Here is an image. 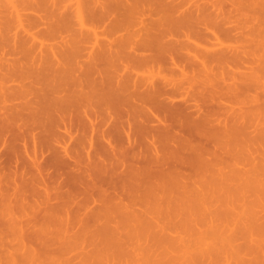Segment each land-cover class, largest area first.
I'll list each match as a JSON object with an SVG mask.
<instances>
[{"label": "rangeland", "instance_id": "rangeland-1", "mask_svg": "<svg viewBox=\"0 0 264 264\" xmlns=\"http://www.w3.org/2000/svg\"><path fill=\"white\" fill-rule=\"evenodd\" d=\"M77 3H80L81 5L83 4L82 11H84L82 12V15L85 21V27L83 28L80 26L82 23L79 21L78 16H76L78 15L76 13ZM75 4L76 6L74 7L73 5ZM163 37L170 45L171 41H174L175 43L177 42L176 45H173L176 48L175 50L174 48H170L175 51V53H171L172 56H168L170 55V52H164L161 54V51L156 50L151 53L150 50V52L146 50V47L144 46L145 44L150 43V46L151 42L153 43V39L160 41ZM97 39L98 41L100 40V43L98 42L97 44L99 45L98 48L94 43V40ZM148 39H151V42ZM163 40L162 43L161 41L160 43H164V48L168 51V46L170 45L167 46ZM120 42H124V44L121 45ZM158 43L154 40L153 45ZM222 43L223 46H228V48L223 47L225 48L224 50L227 49L230 52L228 53L226 50L224 56L227 55V58H225L226 56H223L225 59L222 58L223 60H221L220 58V61L217 62L214 58V54L222 52ZM42 44L45 45L43 46ZM107 44H109L113 51H110L107 56H104L103 49H108L109 46L105 47L103 45ZM111 44L114 46L112 47ZM141 44L144 46L143 48H145L143 51H148L146 52L148 55L156 54L155 52L160 53L159 56L157 55L158 53L155 55L157 56V60L155 59L156 61L160 58V61H158L159 65L157 62L155 63L158 65L156 68L154 64L150 62H148V64L151 66H146L148 65L147 63L144 65L132 63L133 59L129 55L130 53L132 54V51L135 52V50H138L136 52H139L138 54L143 52L141 51ZM122 46H125L128 49H125V47L121 48ZM138 46L140 47L138 48ZM149 46H147V48H149ZM150 47L152 48V46ZM95 48L96 50H94ZM198 48H201L202 50ZM204 49L206 50L205 53L209 54L210 57L213 55L212 57L216 62L211 63L212 61L209 60L210 62L208 64H211L212 68H209V66H207L208 64H206V66H202L203 69L200 66L196 70L195 66V71L192 70L195 73H198L201 78L202 75L200 74L202 73L203 79L206 76H209L207 81L206 79L205 81L198 79L196 84L201 82V85L204 84V87H206L205 89L209 88L210 92L209 94L207 92L208 90H205L202 87L205 93H207L205 94L204 91L202 92V96L203 94L207 96L205 98L197 96V93H195L197 99L198 97H201V99H198L202 101L201 106L200 101L197 105L201 108L199 114L200 116L203 115V118L197 113L193 118L196 117L197 121L199 120L198 122L203 121L202 125L204 120L205 122L206 120L212 122H209V124L208 122H206L207 124L204 123L208 127L204 125L203 127L205 129L202 127L203 129L201 131L203 133L201 136L209 132V134H207L208 136L210 135V137L207 138V135H205L204 138L201 137L203 140L199 139L200 143L199 141L197 143L198 139L196 136L198 135L194 136L192 134L193 137H196L194 142L197 144L194 143L196 145H193L192 143L193 147H196L193 149L196 152L190 151L189 148H184L183 153L181 152V155L179 154L180 157L175 150H178L179 148L177 147L178 140L175 142V144L177 143L176 148L174 143L171 144L172 139L171 142L165 140L168 143H165L164 145L161 143L163 140L160 141L161 138L158 137L161 146L167 147L170 143L169 146L171 150L173 149L176 151V154H167V151H170V149L168 150L169 147H167L166 154H164L168 156L175 154L177 157L175 155V157L169 156L172 159L168 160L167 156V158L165 157V161H168L166 162L169 166L173 164V167H178L179 169H177V171L180 172L182 170L183 173L182 171L181 173L185 174V176L187 175L188 178L186 176L180 180L179 184L176 183L177 181H175V177L177 176L175 172H172L175 168L172 170V167H169L166 163L167 166L164 168H169L170 171L172 170L171 174L173 173V177H171L172 180L175 179V182L170 181L171 174L168 171V174L164 177L167 176L168 178L169 175L168 179L170 180L158 175L161 177H157L160 182H157V179L152 181L150 179V182L143 185L137 182L141 184V186H139V184L132 182L127 177H124L125 179H120L123 176H118L117 174L123 170L122 168L121 171L118 170L117 174L115 173L116 175H113L115 178L111 177L109 179L113 180L119 177L117 184L114 183L117 180L113 181V184H116L117 188L113 189L110 187L112 189H107L109 193L106 192V195L112 196V200L110 197L109 199L113 203L115 202L116 204H119V202L122 201V206L124 207L117 208L118 210H115L114 208H110V210L107 209L108 213L105 215L101 213V216L99 215L101 209H99L98 214L96 213V219L100 216V220H96L91 215L89 216L92 218L82 215H88V211L84 210L85 206L90 205L92 208V205H94L93 208L97 206L98 209V206H100L101 203L95 202L98 198L96 200L92 198L91 192L93 193L94 189H91V191L89 189L90 193L86 192V190H83L82 192L84 186H79L81 185L79 184L80 182L76 184L77 186L74 184V182H77L76 177L78 175L87 174L88 171V175L92 174V176L91 178H86L87 182H92V179L100 180V178L107 174L101 176L102 173L99 169H102V167L100 166L98 168V163H94L91 158L88 159L87 155H84L85 157L83 155V157H79V160H81L78 163L80 164L77 163L75 169H73L75 160L68 156H64V162L62 161L63 165L61 162L55 164L54 161H51L53 160L54 152L49 149L46 150L45 148V150H43L42 148L44 145L41 144L43 141H39V139H36L35 141L34 138L33 140L32 134H34L35 131L37 133L41 132L42 129L45 128L44 125L50 122L49 119H58V116L62 114L65 118L67 117L68 121H71L77 119V116H79L78 118L83 116L82 118L87 119V116L85 115L86 113L90 116H96V110H99L98 112L104 114L107 111H111L113 108H115L114 110L118 109V113L121 109L125 111V104L128 103L129 100L130 103H136L135 98L129 96V94L131 95L130 92L126 93V99L125 93H121L125 84H123L124 86L121 85L122 88L118 90V95L120 94L119 97L122 95L121 99L123 100L118 98V101H116L114 99L117 103L121 101L119 103L120 105L116 104V102L114 103V100L111 101V95L115 93L117 94V92H114L115 89L113 88H116L114 86H117V83H115L117 82L116 79H119L120 81V75L132 71V74L137 73L139 77L143 76L144 78H146L147 75L150 76L148 78H151V76L153 77L154 75L155 77L152 79H158L157 81L162 77L168 76L170 78L171 75L169 74L171 72L173 73L176 70L179 72V69L184 71V67L186 69L187 65L190 66V59L188 61L186 56L190 57L193 54H202ZM213 51H215V53H213ZM92 52H95V55L97 53L103 55V57L101 56L102 58L100 57L101 61L97 59V55V60L95 59L97 62L95 60V62H93L95 57L93 58V56L90 55ZM145 52L142 54H145ZM110 53L114 54L111 55ZM88 55H90V58L92 56L91 62V59H88ZM173 55L176 62L173 61ZM162 56H165V58L167 57L168 59H166L168 61L163 59L164 57L162 58ZM170 57L172 59H170ZM213 58H211V60H213ZM133 65L135 67L131 68ZM168 67L170 68V71ZM157 68L158 70L156 71ZM194 68L192 66L190 69ZM204 68H209L208 70H211L208 72V70H204ZM159 69L161 70V73L159 72ZM190 69L188 68L187 71ZM199 70L204 71L201 72ZM140 74L142 76H140ZM117 75L120 78H118ZM160 75L163 76L160 78ZM226 78L227 80H225ZM204 82L208 83L205 84ZM196 84L194 85L197 87ZM211 85H213V88ZM128 86H130V84H128ZM191 86L188 85L186 88L189 89L188 87ZM76 87L77 90L86 91V94L91 93V96L109 94V100L107 98L109 102L104 104L106 100H102V98L101 100L104 101L103 103H100L97 100L100 103L99 105L96 103V100H92L88 105L86 104L87 106L85 105L81 109L80 105L82 103L78 105L79 103L77 102L78 104H76L75 102L82 112L73 111L75 113L71 114L69 117L68 113H65V111L68 112L70 108H67L68 110H66L64 105L68 100L64 101L63 97L66 99L70 94L72 96L74 91L75 93H79V91L75 90ZM81 87H84V89L81 90ZM186 88L184 87V90L182 89L180 92H191V90L195 89L190 88L187 90ZM86 89L88 91L90 90V92H87ZM117 89L118 87L116 90ZM199 89H201V87H199ZM213 90L215 92H213ZM20 92H23L24 94ZM192 92L194 93L195 91L193 90ZM19 93L23 95H20ZM193 93L191 95H193ZM216 93L221 95L220 100L219 95L217 97ZM11 94L13 95L10 96ZM4 96L6 97L4 98ZM71 96L67 99L71 98L69 101L72 102L74 96L77 97V95L74 94L73 97ZM186 96L187 94L185 97ZM102 97H104V95ZM8 98H10V103ZM22 98L26 99H23L24 101H22ZM104 98H106V95ZM181 99L182 98H179L177 102H181ZM76 100L77 99L73 100V102ZM27 101H30L33 104L31 103L30 106L28 105L29 103L25 104ZM13 102L16 104H22V102H24V106L28 105L29 107L26 106L25 109L19 107L21 106L19 104V106H14L16 112L10 111L11 108L9 107L8 111L10 112H5V107L6 110L7 106H10L11 104L13 107ZM68 102L66 105L71 106V103L69 104ZM5 104L7 106H5ZM0 106V116L2 118L4 117V112L9 115L14 112V116L12 115L14 117L13 121H11L13 119L10 117L11 115L8 116L5 114V116H8H6L7 120L8 118L10 120L8 121L9 124L11 123L10 127L14 124L13 122H15V120L19 122L17 126H12L9 130L7 128L9 127L8 124L5 132L1 133L4 124H7V120L5 117V120L3 119L1 121L2 118L0 117V121L2 122H0V124L1 127H3H0L2 129H0V133L3 137L2 139L0 135V139L3 141L0 140V178H2V176L4 178L5 176L7 181L9 179L7 182L6 180L3 181L2 178L1 180L3 182H0L2 187L5 186V188L0 186L1 190L3 189L2 191L0 190V192H2L0 196L3 197H0V202H3L0 203V264H264V0H0ZM61 106L65 109L61 108ZM73 107L75 108V105H72L70 111ZM182 108L184 110L186 106H183ZM140 110L142 109L140 108ZM148 110L149 109H147L146 114V110L141 111V113H144L141 114L144 117H142L143 120H145V117L148 118L149 115H153V113L151 114L152 110L151 112ZM188 111H191L190 113H192L195 112V109ZM188 111L186 110L187 113ZM138 112L136 113L138 114ZM16 114L17 117L15 118ZM122 114L124 115L123 111ZM139 114L137 115L138 121L135 119V114L132 118L134 120L131 121L129 126L127 125L128 127L126 126V129L129 127L133 128L136 134V131H138L136 129H139L138 133L140 134V128H138L137 125L142 121L139 120ZM112 115L114 116H112V120L110 119V121H108V126H110L111 121L117 119V115ZM206 115H210L214 120L211 119V117L208 118ZM124 116H126V114ZM125 118L124 121L127 120H125ZM193 118H190L191 123L193 120L196 121V119ZM55 119H53L55 122L58 121ZM34 120H36V122ZM53 120L50 124L53 126L55 124L53 128L51 127L54 130L57 129V125L56 123H53ZM26 121H28V123H24L22 128L19 129L21 124H23L22 122ZM167 121V123L164 122V124L161 123V125H170V128L173 125L174 127L170 130V136H166L168 139L182 137L180 139L181 142H185V140H183L184 138H186V141L187 138L189 141L193 139L192 136L190 137L191 132H189V129L187 128V124L189 125V123L186 124L187 120L184 121V125H186L185 127L177 126L179 123L174 125L176 122L174 120L173 124H171L172 119L170 122V119L167 118ZM43 122L45 123L44 125ZM36 124L39 126L37 127ZM50 124L48 125L50 126ZM192 124H194V122ZM32 125L34 128L37 127L38 131L35 130L31 134L30 131L32 130ZM60 125L63 124L61 123ZM40 127L42 128L41 131H39ZM29 128L31 130H28ZM191 128L194 129V126ZM24 129L25 131L27 129V132L29 131L28 134L30 133L29 136L31 137L26 135L29 139L23 135L25 133ZM203 130H205L206 133H204ZM14 131L16 132L14 133ZM27 132L25 134H27ZM152 132H150L151 135H149L151 141L152 138H154V132ZM21 133L22 135L20 136H24L22 139L21 137L18 138ZM144 133L145 132L142 131V135L139 136L143 139H140L139 137L136 138L138 139V145L143 144V146H146L144 144H147V146L144 147L146 151L151 142L148 139V134L150 133ZM219 133L221 134V138H218L220 135ZM116 134L118 135L114 134V136L117 138L119 147L121 148V146H123L128 149L130 144H127V138L124 134L122 135L120 133V136H124L121 137L120 140L119 133ZM139 134H137V136ZM143 134H147V137H142L144 136ZM159 134L163 136V131L159 132L158 135L155 134V138L160 136ZM164 135H166V133ZM132 136L134 135L132 134ZM216 137L218 138V144ZM25 138L28 140H25ZM134 139L135 138H133V140ZM137 139H135V141ZM122 140L124 142H122ZM201 141L206 147H203L204 145ZM24 142H27V144L29 143L30 145L27 146ZM34 142L37 145H35ZM69 143L71 144V142H68L67 144L70 145ZM98 144L99 147L100 144L102 146V144H106V142L100 141ZM134 144H136V142ZM68 145L65 146L68 147ZM157 145H159V143ZM18 146L20 148H18ZM201 146L205 150L208 146L209 149H207L209 151L203 150ZM14 147L20 155L14 150ZM197 147H199L198 149L201 150V153H207L204 155V157H207L205 159L216 164L217 169L213 164V169L210 167L212 171L206 169V165L204 166L205 168L202 165L198 166L199 164L197 165L198 169L195 167V164L197 163L191 159L195 157L194 153L199 155ZM180 148L179 150L182 151ZM35 149L36 154H39L37 157ZM38 149H41L43 152L41 150L37 152ZM73 150L74 147L73 149L70 147V151ZM130 150L131 147L127 150V154L124 155L121 153L123 156L119 154V157H121L120 161L113 164L114 168L119 167L123 160L124 162L125 160L127 162L130 160L131 162L135 161L136 158L133 157V154L131 152L129 154L128 152ZM173 150L172 152H174ZM15 151L17 156L13 153ZM28 151L29 154L31 153L30 155L28 154ZM32 151H34V153ZM123 151L125 150L123 149ZM148 152L147 154H144L153 157L151 151L149 153L151 155H149ZM161 152L163 151L161 150ZM209 152L210 156L208 155ZM33 154L36 159L39 158L38 160L40 163H31L34 162L33 160L31 161V159L35 158L33 157ZM131 157L132 159L134 158V160H132ZM175 158H178L177 160L181 158V161L179 160L176 162L174 160ZM140 160L141 159L139 158V161ZM137 161L138 160L136 159L135 162ZM174 161L176 162L175 164ZM192 162H195V164L192 165ZM30 164H32V169L29 167ZM127 165L125 164V166ZM27 166L28 170L30 169V172L25 170ZM34 166L38 167V169ZM145 166H147V164L144 165V163H142V167L144 168ZM153 166L154 164H152V167ZM40 167L42 168L39 169ZM111 168L112 166L110 169ZM146 168L147 167L144 169ZM40 170H44V172H41ZM23 171L29 174L34 173L31 175L33 178L27 175V177H25L26 173L24 174ZM109 171L111 170L108 169L107 172ZM41 173L43 174L40 176ZM35 174H37L36 177H34ZM95 176H99L100 178H94ZM12 177L17 181L15 180L14 182ZM34 179H36V181ZM33 180L38 183V186L37 184L35 185V183L33 184ZM43 180H45V183H42ZM120 180H123L122 184H119L121 183ZM181 181L182 183H185L182 184ZM23 182L28 183L24 184ZM111 182L112 181H109V185L105 187L108 188ZM162 182H164V184ZM17 183V186H10L11 184L15 185ZM47 183L48 185L50 184L54 190L50 186L45 185ZM100 183L101 182L98 183V187H100ZM154 183H156V185ZM147 184H150V186ZM54 185L56 187H54ZM154 185L157 187H151ZM46 186L52 190L51 196L49 195L50 190L45 191ZM59 186L60 189L62 188V192H67L68 189V191L71 190L74 196L71 194V196H73L70 198L71 200H59V202L57 199H54L55 201H51L53 205L56 203V206H60L63 202L64 205L67 204V207L66 205L64 207L65 210H62L63 213L59 210L61 208L63 209V207L59 206V208H55L56 210L54 209L56 213L53 209L47 211L46 208L50 207L49 205H52L47 196L55 198L57 196L55 194L59 193L57 190L60 191ZM72 186L74 190L71 189ZM10 187H14L13 190L10 189ZM17 187V190H19L20 193L16 190ZM30 187H32V189ZM26 188H29L28 191L33 192V194L26 191ZM33 188L36 189L37 192L42 189L39 193L44 197H40L41 195L36 193V190ZM75 188L77 193L75 192ZM23 189L26 192H24ZM95 189L97 190V188ZM114 190L116 191L114 192ZM153 190H157V192H154ZM12 191L16 193L14 194ZM27 192L29 195L32 194L33 196L30 195V197L27 198L29 196L26 194ZM46 192L48 195L44 194ZM94 192L96 193V191ZM34 195L36 198L40 195L37 198L38 201L35 199ZM97 195L94 196L97 197ZM19 196L24 199L26 197L27 200H23ZM77 196L81 197L78 198ZM115 196H119L117 197L118 199H113ZM33 197L34 201H30ZM45 197L47 198L45 199ZM107 197L108 196L105 198ZM39 198H41L40 202ZM73 198H76V200ZM90 199H93L94 202ZM82 200H85L88 203L84 202V205ZM19 201L22 204L19 203ZM36 201L41 204L44 203V205L37 208L35 206L37 204ZM47 201L49 203H47ZM79 201H82V205L77 206ZM31 202H33L32 206ZM13 203L16 204V206ZM69 204L73 207L70 208ZM32 207L36 210L30 209ZM16 208H18L17 211ZM70 209L72 213L68 212ZM74 209L75 211L77 210V213L75 211L73 212ZM66 210L70 216H67ZM79 210L80 212H78ZM20 211L27 212V215H24L25 213L21 212V216ZM16 212L18 215L20 214L19 217L22 219L18 217ZM57 212L58 215H56ZM75 213L80 216L81 219H79V217L77 218ZM72 214L75 217H73ZM23 215L25 216L24 218ZM16 216L18 218H16ZM67 217H71L72 219H68ZM83 217L85 218L84 220H82Z\"/></svg>", "mask_w": 264, "mask_h": 264}, {"label": "bare ground", "instance_id": "bare-ground-1", "mask_svg": "<svg viewBox=\"0 0 264 264\" xmlns=\"http://www.w3.org/2000/svg\"><path fill=\"white\" fill-rule=\"evenodd\" d=\"M79 1V0H78ZM81 4L80 3H77V6H76V4L75 5H73L74 7L76 6V13L78 14V15H76V16H78V18H79V21L82 23V25H80V26H82V28L83 27H85L84 25H85V21H84V19H83V15H82V12L84 11H82V6H83V4L80 6ZM72 8V7H71ZM73 9V8H72ZM73 11H75V10H73ZM18 15V14H17ZM22 16V15H21ZM82 16V17H81ZM20 18V17H19ZM18 18V19H19ZM80 23V24H81ZM86 27H87V25H86ZM85 29V28H84ZM152 39V38H151ZM151 39L149 40L150 42H151ZM164 39V40H163ZM163 39H160V41H161V43H162V40L165 42V44H167V46L168 45H170L169 44V42L167 43V41H165V38L163 37ZM154 40H155V42H159L158 44H155V45H153V43H154ZM157 39H153L152 41H153V43L151 42V45L150 46H152V48L149 46V44H145L144 46L146 47V50H150L151 51V53H152V51L154 52V51H161L162 53L161 54H163L164 52H170L169 54L170 55H168V56H172V54L171 53H175V47L173 46V45H176V43L174 42V41H171L170 43H171V45H172V47H171V45L170 46H168V48H169V50L168 51H166L165 50V46H164V43L163 44H161L160 43V41H156ZM95 42V45L97 46V48H98V46L99 45H97L98 44V42L100 41H98V39L97 40H94ZM97 41V42H96ZM147 41V40H146ZM100 43V42H99ZM121 43V42H120ZM144 43V42H143ZM142 43V44H143ZM173 43V44H172ZM101 44H102V42H101ZM124 44V42L123 43H121V45H123ZM142 44H141V46H142ZM159 44H161V45H159ZM221 44V43H220ZM219 44V45H220ZM43 45V44H42ZM45 45V44H44ZM43 45V46H44ZM119 45V44H118ZM149 46V48H147V46ZM158 45V46H157ZM163 45V46H162ZM217 45V44H216ZM218 45V46H219ZM103 46H109V44H107V45H103ZM111 46H112V44H111ZM114 46V45H113ZM112 46V47H113ZM117 46V45H116ZM135 46H136V44H135ZM144 46H142V48H141V51H143L145 48H143ZM153 46H155V47H153ZM125 46H122L121 48H124ZM140 46H138V48H139ZM222 48L223 47H226V48H228V46H223V43H222V46H221ZM170 48H174V50L173 49H170ZM220 48V47H219ZM222 48H220V49H222ZM112 48L109 46L108 47V49H103V54H104V56H107V54H109V52L111 51H113V50H111ZM125 49H128L127 47H125ZM198 49H201V48H198ZM225 48H223L222 49V52H219V53H217V54H214V58H215V60L218 62V61H220V58H221V60H223V59H225V58H227V55H225L224 56V52L227 50H224ZM94 50H96V48L94 49ZM135 50V49H134ZM140 50V49H139ZM165 50V51H164ZM172 52H171V51ZM202 50V49H201ZM215 50H219V49H215ZM121 51H122V49H121ZM120 51V52H121ZM138 51V50H137ZM136 50H135V52H133L132 51V54L130 53V57H132V59H133V61H132V63H135V64H137V63H139V64H142V65H144V64H148V62H150V63H153L154 64V66H155V68L159 65L158 64V61H160V58L158 59V61H156L157 60V56H155L158 52H155L156 54H150V55H148V54H146V52H148V51H143V52H141L140 54H138V53H136L137 52ZM149 51V52H150ZM205 49H204V52H202V54L200 53L199 55H191L190 57H187L186 56V59H188V61H189V59H190V61H189V63H191V64H189L190 66H188L187 65V67L190 69L192 66H193V68L196 66V70H197V68L198 67H202V66H206V64H208L210 61H212L211 63H213V62H216L215 60H214V58L212 57L213 55H211V57L209 56V54H207V53H205ZM210 51V50H209ZM232 51V50H231ZM100 52H101V49H100ZM145 52V54H142V53H144ZM226 52H230V51H226ZM123 53V52H122ZM134 53H135V55H134ZM196 53V52H195ZM213 53H215V51H213ZM223 53V54H222ZM94 54V55H93ZM111 54V53H110ZM112 54H114V53H112ZM111 54V55H112ZM117 54H118V52H117ZM125 54V53H124ZM159 54L160 53H158L157 55L159 56ZM220 54H222V55H220ZM90 55H92L93 56V62H95L97 59L99 60V61H101V58L103 57V55H99L98 53L95 55V52H92V53H90ZM90 55H88V59L90 58ZM98 55V56H97ZM127 55H128V53H127ZM175 55V54H174ZM174 55H173V61L174 62H176L175 60H174ZM216 55V56H215ZM92 56H91V60H90V62L92 61ZM96 56L98 57L97 59H96ZM102 56V57H101ZM125 56H126V54H125ZM223 56L225 57V58H223ZM101 57V58H100ZM128 57V56H127ZM164 57V58H163ZM100 58V59H99ZM162 58L163 59H166L165 58V56H162ZM161 58V59H162ZM211 58H213V60H211ZM218 60H217V59ZM223 58V59H222ZM230 58L232 59V57L230 56ZM96 59V60H95ZM156 59V60H155ZM168 59V58H167ZM166 59V60H167ZM170 59H172L171 57H170ZM95 60V61H94ZM131 60V59H130ZM210 60V61H209ZM152 61V62H151ZM168 61V60H167ZM92 62V63H93ZM97 62V61H96ZM157 62V64L158 65H156L155 63ZM173 62V63H174ZM161 64V63H160ZM172 64V63H171ZM170 64V65H171ZM150 64H148V65H146V66H149ZM167 65V64H166ZM173 65V64H172ZM175 65H176V63H175ZM151 66V65H150ZM153 66V67H154ZM168 66V65H167ZM174 66V65H173ZM207 66H209V68H212L211 66V64H208ZM133 67H135L134 65L131 67V68H133ZM186 67V69H185V67H184V71H181L180 69H179V72H178V70H176V71H174L173 73L175 74H173L172 72L169 74V75H171L170 76V78L167 76V77H162L163 75H160V78L161 79H159V81H157L155 78L154 79H152L153 77H155L154 75H153V77L151 76V78H148V77H150L149 75H147V77L146 78H144L141 74H140V76H142V77H139L138 75H137V73L136 74H132L133 72L132 71H130V72H128V73H124V74H122V75H120V77L118 76V78H120V81H119V79H116L117 78V76H116V80H117V82H115V83H117L116 85L117 86H114V87H118V89L116 90V88H113V89H115V91L114 92H117V94L115 93V94H113V95H111V101L112 100H116V101H118V98H120V100H123V99H121V96L119 97V95H118V90H120V88H122L121 87V85H123V84H125V87H123V90H122V94H124L125 93V95H126V93H131V95L129 94V96L130 97H133V98H135V100H136V103H130V100H129V102L128 103H126L125 104V102H124V104L126 105H124L125 106V111L124 110H122L123 112H124V115L126 114V116H124L123 114H122V111H121V113H120V111H119V113H118V109L117 110H114L115 108H113L112 110H114V111H107L105 114L104 113H100V112H98L99 110H96L97 112V115L96 116H94V115H92V116H90V115H87V113L86 112H84V113H86L85 115L87 116V119H84V118H82V117H80V118H78L79 116H77L76 118L77 119H75V120H71V121H68L67 120V117L65 118L64 116H63V114L62 115H60V116H58V117H56V118H58V119H55V118H53V119H55V120H58V121H54L53 119H49V121L50 122H48V120H47V122H48V124H50L51 122H52V120L54 121L53 123H56V127H57V129H52L54 126H55V124H54V126L53 125H51L50 124V126L48 125V124H45L44 122H43V125L45 126V128L44 129H42L41 127H40V130L39 131H41V129H42V131L41 132H36L35 130H37L38 131V126L40 125L39 123V125L38 124H36L37 125V127H35L34 128V126L32 125L31 126V128H32V130L29 128L28 130H31L30 132H31V134L34 132V134H32V139L34 138L35 139V141H36V139H39V141H43V143L41 142V144H43L44 146H43V150H47V149H49V150H52L53 152H54V155H53V160H51V161H54V163L55 164H58V163H62V165H63V158H64V156H68V157H70L71 159H73V160H75L74 162H75V164H74V168L73 169H75V166L77 165V163L81 160H79V157L81 158V157H83L84 155H87V157H88V159H92L93 160V162L94 163H98L97 164V166H98V168L101 166L102 167V169H99V171L102 173V175L101 176H103V175H105V174H107L106 176H103L102 178H100L99 176H95L94 178H96V177H99L100 178V180H96V179H92V182H94V183H92V182H87V179L86 178H88V177H90L91 178V176H92V174L91 175H88L89 174V172L87 171V174H82V175H76L77 177H76V179H77V182H74V184L76 185L78 182H80L79 184H81V185H79V186H84V188L82 189V192H83V190L85 191L86 190V192H88V193H90L89 192V189H90V191H91V189L93 190V193L91 192V196H92V198H94V200H96L97 198V200L95 201V202H100L101 204H100V206H98V209H97V206H95L94 208H93V206L94 205H92V203L90 202V204L92 205V208L90 207V205H88V206H85L84 207V202H86L85 200L83 201V207H84V210H87L88 211V215H86V214H82V215H85V217H88L89 215H91L93 218H97V214H98V210L99 209H101L100 210V213H99V215L101 216V213L102 214H106V213H108V210L107 209H109L110 210V208L112 209V208H114L115 210L118 208H122V207H124V206H122L123 205V203H122V201H120L119 202V204L117 203H113V202H111V197L112 196H110V195H106V192L107 193H109V191L107 190V189H109L110 187H112L113 189H115V188H117V183H118V178L117 179H113V180H109L111 177L112 178H115V177H113V175L116 173L117 174V172H118V170H120L121 171V169L123 168V170L121 171V172H119L117 175L119 176V175H121V176H123L122 178H120V179H123L124 177H127V178H129L132 182H139V183H141L142 185L143 184H145V183H148V182H150L149 180L151 179V181L152 180H156L157 179V177L158 178H161V177H163V178H166V179H168L169 178V175H168V178H167V176L166 177H164L165 175H167L168 174V171L170 172V174H171V171L172 170H174V168H175V170L177 171V169H179L178 167H173V164L172 165H170L169 166V164L165 161V159L167 158V156L168 155H165L166 154V148L167 147H169L168 148V150L170 149V151H167V154H171V153H175L176 154V151H177V154L179 155H181V152L183 153V151H184V148L185 149H188L189 148V150L190 151H194V152H196L195 150H193L194 148H196V147H193V145H196L197 143H198V141H199V139H202L201 137H203L204 138V136L205 135H207V138L208 137H210V135L208 136V134H209V132H205V130H203L204 131V133H206L205 135H202L201 136V134H203L201 131H202V129L204 128L203 126L204 125H206L207 123L206 122H208V124H209V122H211V121H209V120H206V122H205V120H204V123H206V124H204L203 123V125H202V122H198L197 121V119H196V117L195 118H193L194 116H195V114L197 113V114H199L200 113V111L199 110H201V108H199L200 106H201V100H198V99H201V97H207V96H205V94H207V93H205V91H204V89L206 88V87H204V84H202L201 85V82L200 83H197L196 84V82H198L197 80L198 79H200V80H202V81H205V79H206V81H207V79L209 78V76L207 77H205L204 79H203V74L201 73L202 71H204V70H208L209 68H204V70H199V71H201L200 73V75H202V78L199 76V74L198 73H195L194 71H195V68L194 69H190V70H188L187 71V68ZM152 68V67H151ZM159 68V67H158ZM158 68L156 69V71L158 70ZM160 68H161V66H160ZM168 69H169V71H170V68L168 67ZM182 69V68H181ZM200 69V68H199ZM202 69H203V67H202ZM172 70H174V69H172ZM192 70H194V71H192ZM211 70V69H210ZM210 70H208V72L210 71ZM214 70V69H213ZM192 71V72H191ZM159 72L161 73V70L159 69ZM176 72V73H175ZM197 72V71H196ZM208 72H206V73H208ZM205 73V72H204ZM213 73V72H212ZM173 74V75H172ZM210 74H211V72H210ZM210 74H206V75H210ZM124 75V76H123ZM174 76V77H173ZM171 77H173V78H171ZM230 79V78H229ZM225 80H227V78L225 79ZM209 81V80H208ZM229 81V80H228ZM119 82V83H118ZM114 83V84H115ZM192 83H194V84H196L197 85V87L194 85V84H192ZM205 84H207L206 82H204ZM128 84H130V86H128ZM188 85H192L191 87H188L189 89L190 88H192L193 87V85H194V87L193 88H195V89H193L195 92L193 93L192 91L193 90H191V92L193 93V95H191L192 93L189 91H183V93H181L180 91H182V89L184 90V87L186 88V86H188ZM120 86V87H119ZM124 86V85H123ZM201 87V89H199V87ZM206 86V85H205ZM215 86V85H214ZM78 87V86H77ZM77 87H76V91H79V93L78 92H76L75 93V91H74V93L72 94V96H71V92L69 93L70 95L69 96H71V97H73V95L75 94V95H77V97L76 96H74V98H73V100H75V99H77L76 101H74L73 102V100H72V102L71 101H69V100H71V98H69V99H67L69 96H67L66 97V99H64V97H63V100L64 101H67L69 104L71 103V106H68V105H66L67 104V102H62L61 100V102L62 103H64V105H65V108H66V110H68L67 108H70L71 109V107H72V105H75V108L73 107V109L70 111V109H69V111L68 112H66L65 111V113H68V115H69V117H70V115L71 114H74L75 112H78V111H81L80 109L81 108H83L86 104L88 105L89 103H90V101H92V100H96V103L97 104H99L100 105V103H103L104 101H102V100H106L105 102H104V104H107L109 101V97H110V95L109 94H103L104 95V97H105V95H106V98H104V97H102L103 95H100V96H98V95H94V96H91V93H85L86 91H80V90H77ZM204 89H203V88ZM211 87L213 88V85H211ZM229 87V86H228ZM125 88V89H124ZM84 89V87L82 88L81 87V90H83ZM88 89V88H87ZM86 89V90H87ZM112 89V90H113ZM187 89V88H186ZM189 89H187V90H189ZM199 89V90H198ZM111 90V91H112ZM205 90H208L207 92L210 94V92H209V88L208 89H205ZM212 90V89H211ZM198 91V92H197ZM204 91V93L205 94H203V96H202V92ZM24 92V91H23ZM23 92H20V93H23ZM73 92V91H72ZM82 92V93H81ZM84 92V93H83ZM87 92H90V90L88 91L87 90ZM114 92H112V93H114ZM124 92V93H123ZM213 92H215L214 90H213ZM19 93V94H20ZM81 93V94H80ZM195 93H197V96H201V97H198V99H197V96H196V94ZM18 94V93H17ZM24 94V93H23ZM23 94H20V95H23ZM78 94H79V98H78ZM187 94V96L185 97V95ZM217 94V93H216ZM13 94H11L10 96H12ZM19 95V96H20ZM93 95V94H92ZM118 96V97H116V96ZM124 95V96H125ZM195 95V96H194ZM218 95H219V100L221 99V95L220 94H217V97H218ZM96 96H97V98H99V99H97L96 98ZM115 96V97H114ZM128 96V97H129ZM6 96H4V98H5ZM15 97V96H14ZM18 97V96H17ZM16 97V98H17ZM114 97V98H113ZM196 97V98H195ZM210 97V96H209ZM215 97V96H214ZM13 98V97H12ZM103 98V99H102ZM107 98H108V100H107ZM127 98V95H126V97H125V99ZM179 98H182L181 99V102H177V100H179ZM211 98V97H210ZM17 99H19V98H17ZM23 99H26V98H22V101H24ZM62 99V98H61ZM102 99V100H101ZM131 99V98H130ZM100 102H98V101ZM113 101L114 103L116 102V101ZM119 100V101H120ZM205 100V99H204ZM214 100V99H213ZM6 101V100H5ZM8 101H9V103H10V98H8ZM7 101V102H8ZM111 101H110V103H111ZM128 101V100H127ZM199 101H200V106L199 105H197V104H199ZM222 101V100H221ZM221 101H220V103H221ZM75 102H76V104H78V105H80L81 103V105H80V109H79V106L78 105H76L75 104ZM78 102V103H77ZM112 102V103H113ZM121 102V101H120ZM119 102V103H120ZM132 102V101H131ZM195 103V105H194V103ZM198 102V103H197ZM214 102V101H213ZM24 102H22V104H20L21 106H19V104H16L15 102H13V107H12V104L10 105V104H8V105H10V106H7L6 104H5V106H7V110H6V107H5V112H10V111H14V112H16V110L14 109V106H19V107H22V108H25L26 109V106L27 107H29L30 106V104L32 103V102H25V104H27V103H29L28 105H26V106H24V104H23ZM119 103H117L116 102V104H119ZM123 103V102H122ZM130 103V104H129ZM190 103V104H189ZM192 103H193V105H192ZM217 103V102H216ZM3 104V103H2ZM33 104V103H32ZM61 104V103H60ZM115 104V105H116ZM218 104V103H217ZM23 105V106H22ZM86 105V106H87ZM110 105V104H109ZM114 105V106H115ZM120 105V104H119ZM66 106H68V107H66ZM112 106V105H111ZM183 106H186V108H184V110H183ZM1 107V106H0ZM8 107L9 108H11V109H14V110H11L10 109V111H8ZM77 107H78V110H77ZM122 107V106H121ZM4 108V107H3ZM3 108H2V110H3ZM16 108H18V107H16ZM61 108H64L63 106H61ZM64 108V109H65ZM100 108V107H99ZM140 108L142 109V110H146L145 111V114H146V112H147V109H149L148 111H150L151 112V110H152V112H151V114L153 113V115L152 116H150L149 115V119L147 118V117H145V120H143L142 119V117H143V115H141L142 113H141V111L142 110H140ZM199 108V109H198ZM110 109H111V107H110ZM124 109V108H123ZM133 109H135V110H133ZM137 109V110H136ZM140 111H139V110ZM188 111V110H192V109H195V112H192V113H190L189 111H188V113L186 112V110ZM196 109H198V110H196ZM77 110V111H76ZM108 110V109H107ZM73 111H75V112H73ZM140 112V114H139V112ZM4 112V117L2 118L1 116V121L8 115V116H10V117H12L13 119L11 120V121H13L14 120V112L11 114L10 113V115L9 114H7V113H5ZM73 112V113H72ZM82 112V111H81ZM114 112V113H113ZM136 112H138V114H139V120H142L141 122H143V123H141L140 122V124H138V125H140V126H138L137 125V127L138 128H140V134L138 133L139 132V129H136V130H138V131H136L137 132V134H139L138 136H137V134L134 132L135 130H133V128H128V129H126V126L128 125H130V123H131V121L132 120H134V119H132L134 116H135V114H136V116H135V119L137 120L138 119V114L136 113ZM209 112V111H208ZM135 113V114H134ZM5 114H7L6 116H5ZM76 114H78V113H76ZM112 114H115V116L117 115V119H115L114 121H111L110 122V126H108V121H110V119L112 120V116H114V115H112ZM122 114V115H121ZM144 114V113H143ZM150 114V113H149ZM188 114V115H187ZM210 114V113H209ZM13 115V116H12ZM19 115V114H18ZM79 115V114H78ZM82 115V114H81ZM7 116V117H8ZM141 116V117H140ZM145 116V115H144ZM199 116H200V114H199ZM206 116H208V118H210L211 116L210 115H206ZM7 117L5 118L6 120H7ZM17 117V114H16V116H15V118ZM125 117H127V118H125ZM201 118H203V115L202 116H200ZM124 118H125V120L126 121H124ZM144 118V117H143ZM167 118H169L170 119V122H171V119H172V122H171V124H173V122L174 121H176L175 123H174V125H176L177 123H181L180 125L179 124H177V126H179V127H182V126H186V125H184L185 124V122L184 121H186L187 120V122H186V124L187 123H189V125L187 124V128L189 129V132H191L190 133V137L192 136V140L191 141H189V139L187 138V141H186V138H184L183 140H185V142H181L180 141V139L182 138V137H180V138H177V137H175L176 138V140H175V138H167L166 136H170V130H172V127H173V125H172V127L170 128L169 126L170 125H164L163 126V124H164V122H168L167 121ZM188 118H189V120H188ZM193 118V119H196V121H194L193 120V122H194V124H192L191 123V119ZM207 118V119H208ZM4 119V120H5ZM182 119H186V120H182ZM211 119H213L212 117H211ZM210 119V120H211ZM45 120V121H46ZM174 120V121H173ZM180 120H182V121H180ZM203 120V119H202ZM214 120V119H213ZM0 121V122H1ZM8 121H10L9 120V118H8V120H7V124L5 125L4 123V128L3 127H1V124H0V127L1 128H3V130H2V132L1 133H4L5 132V130H6V127L8 126V124H9V122ZM29 121H33V120H29ZM35 122H36V120H34ZM138 121V120H137ZM178 121H180V122H178ZM201 121V120H200ZM16 122V123H15ZM15 122H13L14 124L12 125L13 127H15V125L17 126L18 125V121H16L15 120ZM113 122V123H112ZM215 122V121H214ZM214 122H213V124H214ZM2 123V122H1ZM23 124H21V126L19 127V129L20 128H22V125H24V123H28V121H26V122H22ZM58 123V124H57ZM63 124V125H60V124ZM134 123H135V121H134ZM137 123H139V122H137ZM161 123H163L162 125H161ZM212 123V122H211ZM11 124V123H10ZM10 124H9V127H7L8 128V130H9V128H11L10 127ZM150 124H155V125H150ZM212 124V125H213ZM26 125V124H25ZM47 125V126H46ZM192 125V126H191ZM41 126H42V124H41ZM127 126V127H128ZM190 126V127H189ZM194 126V129L193 128H191V127H193ZM207 126V125H206ZM24 127V126H23ZM29 127H30V125H29ZM52 127V128H51ZM118 127H119V129H118ZM136 127V128H137ZM144 129H143V128ZM203 127V128H202ZM208 127V126H207ZM206 127V128H207ZM17 128V127H16ZM25 128V127H24ZM174 128V127H173ZM211 128V127H210ZM13 129H15V128H13ZM59 129V130H58ZM115 129H116V131H115ZM143 129V130H142ZM181 129V128H180ZM205 129V128H204ZM213 129H214V127H213ZM213 129H211V130H213ZM217 129V128H216ZM18 130V129H17ZM16 130V131H17ZM183 130V129H182ZM211 130H209V131H211ZM16 131H14V133L16 132ZM131 131V132H130ZM148 132V133H150V132H152L154 135L156 134V135H158V133L159 132H161V131H163V136L161 135V134H159L160 136H157L156 138H161V140L158 138L157 140H155L156 138H155V136L153 135V137L155 138H152V141L150 140V138H149V135H151V133L150 134H148V139L150 140V146H149V148L145 151V149H144V147H146L147 146V144H144V145H146V146H143V144L141 145V144H137L138 143V137L140 136V135H142L141 134V132ZM156 131H158V132H156ZM175 131V130H174ZM207 131V130H206ZM218 131H219V129H218ZM21 132V131H20ZM24 132L26 133L27 132V129H26V131H25V129H24ZM24 132H22V133H24ZM29 132V131H28ZM28 132H27V134H23V135H28V137H31V136H29L30 135V133L28 134ZM188 132V133H189ZM214 132V131H213ZM1 133H0V135H1ZM22 133L21 134H19V137H18V135H17V137L18 138H20L21 136L20 135H22ZM116 133H119V140L121 139V137H126L127 138V144L129 145L130 144V147H131V150L130 151H128L129 152V154H130V152L133 154V157H135L138 161L137 162H135L136 161V159H135V161H133V162H131V160L130 161H126L125 160V162H124V160L121 162V165L119 166V167H117V168H114L113 166V164H115V162L117 163L118 161H120V158L121 157H119V154L121 155V153L122 154H127V150L130 148L129 146V148L127 149V147H123V146H121V148L119 147V143L117 142V138H115L116 136H114V134L115 135H118V134H116ZM120 133L123 135L124 134V136H120ZM144 133V134H145ZM166 133V135H164ZM173 133V132H172ZM187 133V134H188ZM216 133V132H215ZM18 134V133H17ZM132 134L134 135V136H132ZM143 134V135H144ZM194 136H196V135H198V136H196L197 137V143L196 142H194V140H196V137H193V135ZM211 134V133H210ZM217 134V133H216ZM220 134V133H219ZM218 134V135H219ZM4 135V134H3ZM213 135V134H212ZM211 135V136H212ZM5 136V135H4ZM16 136V135H15ZM165 136V137H164ZM172 136V135H171ZM217 136V135H216ZM221 136V134L219 135V137L218 138H221L220 137ZM1 137H2V135H1ZM22 137H24V136H22ZM22 137H21V139H22ZM27 136H26V138H28ZM137 137V138H136ZM142 137H147V134L146 135H144V136H142ZM164 137V138H163ZM189 137V138H190ZM25 138V140H28V139H26ZM114 139V141H113V139ZM133 138H135V139H137L136 141H135V139L133 140ZM140 138V137H139ZM163 138V139H162ZM218 138L216 137V139H217V144H218ZM2 139H3V137H2ZM2 139H0L1 141H2ZM33 139V140H34ZM40 139H42V140H40ZM140 139H143V138H140ZM154 139V140H153ZM171 139H172V143L171 144H173L174 143V145H175V147H176V144H177V147H181L180 149H182V151L181 150H179V148H178V150L177 149H175L174 147V149L176 150H173L174 152H172V150H171V148H170V146H169V144L167 145V147L165 146H161V143L162 144H164L165 145V143H168V142H171ZM206 139V138H205ZM18 140V139H17ZM16 140V141H17ZM24 140V139H23ZM24 140V141H25ZM106 140V141H105ZM118 140V141H119ZM123 140H126V139H123ZM122 140V142H124ZM148 140V141H149ZM162 141L161 143H160V141ZM165 140H169L168 142H166ZM177 140H178V142H177ZM203 140V139H202ZM38 141V140H37ZM100 141H103V142H106V144H102V146H101V144H100V146L98 147V142H100ZM157 141H159V142H157ZM165 141V142H164ZM3 142V141H2ZM18 142V141H17ZM28 142V141H27ZM27 142H24V143H26L25 145H30L29 143L27 144ZM68 142H71V144L70 145H68L67 143ZM120 142V141H119ZM136 142V144H134ZM140 142V141H139ZM175 142H177L176 144H175ZM181 142V143H180ZM35 143V142H34ZM159 143V145H157ZM184 143V144H183ZM192 143H193V145H192ZM194 143H196V144H194ZM199 143H200V141H199ZM201 143H203L202 141H201ZM39 144H40V142H39ZM41 144H40V146H41ZM125 144V143H124ZM35 145H37L36 143H35ZM55 145H57V146H54ZM65 145H68V147L67 146H65ZM121 145V144H120ZM122 145H123V143H122ZM138 145V146H137ZM181 145V146H180ZM192 145V146H191ZM203 145H204V143H203ZM202 145V146H203ZM214 145H215V143H214ZM26 146V147H27ZM159 146H161V147H159ZM173 146V145H172ZM198 146V145H197ZM201 146V147H202ZM16 147V146H15ZM14 147V148H15ZM26 147H25V149H26ZM38 147V146H37ZM70 147H72V149H73V147H74V150L73 151H70ZM176 147V148H177ZM193 147V148H192ZM201 147H200V149H201ZM203 147H206V145H204ZM202 147V148H203ZM13 148V149H14ZM18 148H20L19 146H18ZM35 148H36V146H35ZM45 148V149H44ZM164 148V149H163ZM199 147H197V149H198ZM207 148H208V146H207ZM206 148V150L207 151H209L208 149ZM27 149H28V147H27ZM123 149L125 150V151H123ZM127 149V150H126ZM192 149V150H191ZM11 150V149H10ZM14 150H16L17 151V149L15 148ZM13 150V151H14ZM32 150V149H31ZM41 149H38L37 150V152H39ZM63 151V153H66V154H63L62 153V151ZM161 150L163 151V152H161ZM165 150V151H164ZM203 150H205L204 148H203ZM205 150V151H206ZM16 151L15 152H13V153H15L14 155H16L17 156V154H16ZM19 151H20V149H19ZM42 151V150H41ZM149 151V152H148ZM150 151H151V153H152V156L153 157H149L148 155H145L144 153H146L147 154V152H148V154L150 153ZM185 151H187V150H185ZM198 151V153H199V155L196 153H194V158L193 159H191V160H194L197 164H195V162L192 164V165H196L195 167H197V169H198V166H205L206 165V169H208V170H211L212 171V169H213V166L214 167H216V164H214V163H211L209 160L207 161L205 158H207V157H204V155H206L207 153L206 152H204L205 154H203V153H201V150H197ZM200 151V152H199ZM211 151V150H210ZM31 152V151H30ZM33 153H34V151H32ZM43 152V151H42ZM168 152H170V153H168ZM178 152H180V153H178ZM203 152V151H202ZM17 153H18V155H20L19 154V152L17 151ZM41 153V152H40ZM165 153V154H164ZM201 153V154H200ZM22 154V153H21ZM28 154H29V151H28ZM31 154V153H30ZM29 154V155H30ZM35 154H36V149H35ZM128 154V155H129ZM174 154V155H175ZM203 154V155H202ZM34 155V154H33ZM32 155V156H33ZM37 155L39 156V154L37 153L36 154V157H37ZM83 155V156H82ZM127 155V156H128ZM149 155H151V154H149ZM165 155V156H164ZM174 155H169L170 157L171 156H174ZM180 155H179V157H180ZM191 155H192V153H191ZM209 156H210V152H209V154H208ZM207 155V156H208ZM121 156H123V155H121ZM132 156V155H131ZM168 156V160H171L172 158H170ZM176 156V155H175ZM174 156V157H175ZM182 156H183V154H182ZM21 157V156H20ZM28 157V156H27ZM33 157H35V155L33 156ZM36 157L34 158V159H31V161L33 160L34 162H31L32 164L34 163V164H37L38 162H39V158H37L36 159ZM85 157V156H84ZM129 157H130V155H129ZM166 157V158H165ZM173 157V158H174ZM177 157V156H176ZM184 157H185V155H184ZM30 158V157H29ZM32 158V157H31ZM139 158L141 159L140 161H139ZM182 158V157H181ZM181 158H179V160L181 159ZM209 158V157H208ZM22 159V158H21ZM52 159V158H51ZM131 159H132V157H131ZM178 158H175L174 160L177 162V161H179V160H177ZM38 160V161H37ZM132 160H134V158L132 159ZM164 162H163V161ZM212 160H213V158H212ZM216 160V159H215ZM50 161V160H49ZM63 161V162H62ZM174 161V164L176 163ZM181 161V160H180ZM65 162H66V160H65ZM93 162H92V164H93ZM127 162V163H126ZM129 162H131V163H129ZM183 162V161H182ZM182 162H180V163H182ZM214 162V161H213ZM40 163V162H39ZM90 163V162H89ZM142 163H144V165H146L147 164V166H145V167H147L146 169H144L143 167H142ZM166 163L168 164V166L169 167H172V170L170 171L169 170V168L168 169H165L164 167H166L167 165H166ZM32 164H30L29 165V167H31V169H32ZM78 164H80V163H78ZM125 164L127 165V166H125ZM152 164H154V168L152 167ZM178 164V163H177ZM176 164V165H177ZM199 164V165H198ZM212 164H213V166H212ZM28 165V164H27ZM41 165V164H40ZM190 165V164H189ZM198 165V166H197ZM211 165V166H210ZM42 166V165H41ZM51 166V165H50ZM93 166V165H92ZM97 166H96V169H97ZM112 166V168L110 169V167ZM124 166H125V168H124ZM35 167V166H34ZM33 167V168H34ZM38 167H39V164H38ZM38 167H35V168H37L38 169ZM44 167V166H43ZM69 167V166H68ZM91 167V166H90ZM94 167H95V165H94ZM210 167H212V169L210 168ZM42 167H40L39 169H41ZM155 168H157V169H155ZM205 168V167H204ZM46 169V168H45ZM60 169H62V168H60ZM111 170V171H109V172H107V170ZM161 171H160V170ZM165 169V170H164ZM171 169V168H170ZM216 169H217V167H216ZM26 171L28 170V166H27V168L25 169ZM30 170V169H29ZM28 170V171H29ZM94 170H95V168H94ZM153 170V171H152ZM160 171V172H157V171ZM172 171V172H175V174H176V176L177 177H175V181H177L176 183H180V180H182L183 178H185L186 176H185V174H182L183 173V171H182V173H181V171L180 172H176V171ZM194 170V169H193ZM203 170V169H202ZM239 170V169H238ZM41 171V170H40ZM39 171V172H40ZM43 172H44V170H42ZM41 171V172H42ZM72 171V170H71ZM90 171V170H89ZM155 171H156V173H155ZM203 171H205V170H203ZM207 171V170H206ZM24 172V171H23ZM30 172V171H29ZM60 172V171H59ZM208 172V171H207ZM206 172V173H207ZM210 172V171H209ZM238 172V171H237ZM1 173V172H0ZM26 172H24V174H25ZM86 173V172H85ZM99 173V172H98ZM29 173H26L25 174V177H27V176H31L32 174H34V173H32V174H29ZM38 174V173H37ZM37 174H35V176L34 177H36V175ZM43 173H41L40 174V176L42 175ZM115 174V175H116ZM173 174V173H172ZM170 175V177L172 176L173 177V175ZM174 174V175H175ZM214 174V173H213ZM3 175V174H2ZM8 175V174H7ZM6 175V176H7ZM27 175V176H26ZM158 175H160V176H158ZM180 175V176H179ZM16 176V175H15ZM24 176V175H23ZM38 176H39V174H38ZM38 176H37V178H38ZM44 176V175H43ZM61 176V175H60ZM0 177H1V175H0ZM11 177V176H10ZM25 177H23V178H25ZM32 177V176H31ZM31 177H30V180H31ZM172 177H171V180L170 179H168V180H170L171 182L172 181H174V180H172ZM2 178H3V176H2ZM2 178H0V182L2 183L4 180H6L5 179V176H4V178L2 179ZM8 178V177H7ZM33 178V177H32ZM40 178V177H39ZM98 178V179H99ZM152 178H154V179H152ZM187 178H188V176H187ZM207 178H208V176H207ZM3 181H2V180ZM11 179V178H10ZM12 179H13V177H12ZM27 179V178H26ZM29 179V178H28ZM75 179V180H76ZM125 179V178H124ZM15 180L16 179H13V181L15 182ZM35 181H36V179H34ZM34 180H33V184L35 183V185L37 184V186H38V183H36V182H34ZM45 180H46V178H45ZM45 180H43V182L42 183H45L44 181ZM105 180H106V182H105ZM116 181V182H114V183H116V184H113V181ZM165 180V179H164ZM215 180V179H214ZM7 181V180H6ZM8 181H9V179H8ZM7 181V182H8ZM12 181V182H13ZM17 181V180H16ZM22 181H23V179H22ZM26 181V180H25ZM42 181V180H41ZM109 181H112L111 183H110V186L108 187V188H106L107 187V185H109ZM121 181V180H120ZM163 181V180H162ZM166 181V180H165ZM174 181V182H175ZM211 181V180H210ZM31 182V181H30ZM38 182V181H37ZM99 182H101L99 185H100V187H98L97 185H98V183ZM122 182H123V180L121 181V183H119V184H122ZM131 182V183H132ZM155 182V181H154ZM157 182H160L158 179H157ZM206 182H208V181H206ZM0 183V184H1ZM24 183V182H23ZM22 183V184H23ZM25 183H28V182H25ZM24 183V184H25ZM32 183V182H31ZM30 183V184H31ZM40 183V182H39ZM73 183V182H72ZM92 183V184H91ZM97 183V184H96ZM139 183H137V184H139ZM163 184H164V182H162ZM161 183V184H162ZM181 183H182V181H181ZM183 183H185V182H183ZM182 183V184H183ZM212 183V182H211ZM5 184V183H4ZM52 184V183H51ZM73 184V185H74ZM104 184H106V185H104ZM141 184H139V186H141ZM152 184V183H151ZM155 185H156V183H154ZM167 184V183H166ZM169 184V183H168ZM177 184V185H178ZM207 184V183H206ZM214 184V183H213ZM212 184V185H213ZM18 185V183L17 184H15V185H10V186H17ZM27 185V184H26ZM41 185V184H40ZM45 185H48V183L47 184H45ZM55 185H56V183H55ZM54 185V187H56ZM68 185V184H67ZM74 185V186H75ZM115 185H116V187H115ZM147 185H149L150 186V184H147ZM151 186V187H157V186ZM159 185V184H158ZM170 185V184H169ZM210 185V184H209ZM1 186V185H0ZM8 186V185H7ZM21 186V185H20ZM24 186V185H23ZM22 186V187H23ZM28 186H29V184H28ZM34 186V185H33ZM32 186V187H33ZM48 186H50V184L48 185ZM77 186V185H76ZM106 186V187H105ZM120 186V185H119ZM122 186V185H121ZM138 186V185H137ZM136 186V187H137ZM2 187V186H1ZM24 187H26V186H24ZM32 187H30L31 189H32ZM35 187V186H34ZM42 187V186H41ZM51 187V186H50ZM63 187V186H62ZM144 187H145V185H144ZM144 187H142V188H144ZM2 188H5V186H3ZM13 188L14 187H10V189H12L13 190ZM20 188V187H19ZM36 188V187H35ZM43 188V187H42ZM48 187L46 186V189H45V191H47V190H50V196H51V189L50 188H48ZM52 188V187H51ZM77 188V187H76ZM76 188H75V192L77 193V191H76ZM95 188H97V190L95 189ZM106 188V189H105ZM112 188H110V189H112ZM146 188V187H145ZM148 188V187H147ZM18 189V187L16 188V190ZM27 190L26 191H28V189L29 188H26ZM34 189V188H33ZM38 189V188H37ZM53 189V188H52ZM65 189V188H64ZM71 189H73L74 190V188H73V186H72V188ZM119 189V188H118ZM118 189H116V190H118ZM156 189H158V188H156ZM0 190H1V188H0ZM3 190V189H2ZM1 190V191H2ZM8 190H9V188H8ZM15 190V189H14ZM21 190V189H20ZM24 190V189H23ZM34 190H36V189H34ZM44 190V189H43ZM54 190V189H53ZM57 190V189H56ZM56 190H55V192H56ZM59 190L60 191H58L57 190V192H59V193H57V194H55V195H57L55 198H50V196H47L48 194H47V192L46 193H44V194H47L46 196L49 198V200H50V202L51 201H53L54 199H57L58 201L60 200H63V201H65L66 199H70V198H72L74 195L72 194V192H71V190H69L68 191V189H67V192L65 191V192H62V188L60 189V186H59ZM72 190V191H73ZM78 190H81V189H78ZM116 190H114V192L116 191ZM138 190V189H137ZM147 190V189H146ZM152 190V189H151ZM17 191H19V190H17ZM25 190H24V192H26ZM40 191H42V189L40 190ZM40 191H38L37 192V190H36V193H39ZM94 191H96V193L94 192ZM99 191V192H98ZM111 191V190H110ZM154 192H157V190H153ZM8 192V191H7ZM12 192H14V191H12ZM29 193L31 192V191H28ZM26 193V194H28L29 195V193ZM74 192V191H73ZM81 192V191H80ZM81 192V193H82ZM97 192H98V195H97ZM123 192V191H122ZM2 192H0V194H1ZM5 193V192H4ZM16 192H14V194H15ZM19 193H20V191H19ZM18 193V194H19ZM32 194H33V192H31ZM43 193V192H42ZM75 193V194H76ZM100 193V194H99ZM102 193V194H101ZM10 194H11V191H10ZM9 194V195H10ZM24 194V193H23ZM23 194H22V196H23ZM32 194H30L31 196H33ZM35 194V193H34ZM40 194V193H39ZM71 194L73 195V196H71ZM83 194V193H82ZM143 194V193H142ZM3 195V194H2ZM17 195V194H16ZM30 195L27 197V198H29L30 197ZM41 195V194H40ZM40 195H38V196H40ZM53 195V194H52ZM77 195V194H76ZM84 195V194H83ZM94 195H97V197H95ZM113 195V194H112ZM119 195V194H118ZM4 196H6V195H4ZM13 196V195H12ZM12 196H10V197H12ZM15 196V195H14ZM25 196V195H24ZM35 196V195H34ZM38 196H37V198H38ZM82 196V195H81ZM80 196V197H81ZM86 196H87V194H86ZM106 196H108L107 198H105ZM120 196V195H119ZM119 196H115V197H113V199H118L117 197H119ZM0 197H2V196H0ZM6 197H8V196H6ZM6 197H5V199H6ZM16 197H18V196H16ZM20 197V196H19ZM40 197H44L43 195H41ZM47 197H45V199L47 198ZM78 197V196H77ZM80 197H78V198H80ZM90 197V196H89ZM88 197V198H89ZM109 197H110V199H109ZM3 198V197H2ZM13 198V197H12ZM20 198H22V197H20ZM32 198V197H31ZM37 198H36V196H35V199L37 200ZM85 198V197H84ZM84 198H82V199H84ZM18 199V198H17ZM23 200H25L26 199V197H25V199L24 198H22ZM21 199V200H22ZM40 199L41 198H39V202H40ZM43 199V198H42ZM74 199V198H73ZM72 199V200H73ZM7 200V199H6ZM11 200V199H10ZM27 200V199H26ZM48 200V201H49ZM71 200V199H70ZM74 200H76V198L74 199ZM88 200V199H87ZM91 200V199H90ZM124 200V199H123ZM9 201V200H8ZM29 201V200H28ZM27 201V202H28ZM30 201H34V197H33V199H31ZM29 201V202H30ZM38 201V200H37ZM36 201V203L38 204V206H37V204L35 205L37 208H40L41 207V205H44V203L43 204H41V203H39V202H37ZM41 201H43V200H41ZM47 201V203H49ZM55 201V200H54ZM59 201V202H60ZM68 201V200H67ZM78 201V200H77ZM82 201H79L78 203H77V206H79V205H82ZM91 201H93V199L91 200ZM119 201V200H118ZM2 202V201H1ZM0 202V203H1ZM14 202V201H13ZM94 202V201H93ZM3 203V202H2ZM6 203V202H5ZM16 203V202H15ZM19 203H21L20 201H19ZM23 203L25 204V202L23 201ZM32 203L33 202H31V206H32ZM52 203V202H51ZM58 203V202H57ZM64 203V202H63ZM60 204V206L59 205H57L56 206V203L53 205V203H52V205H49L50 207H47L46 209H47V211L48 210H54L55 208H59V207H63V209L61 208V209H59L60 211H62V210H65V205H66V207H67V204ZM86 203H88V202H86ZM111 203H113V204H111ZM9 204V203H8ZM12 204V203H11ZM10 204V205H11ZM14 204V203H13ZM17 204V203H16ZM16 204H14L15 206H16ZM22 204V203H21ZM26 204H28V203H26ZM45 204H46V202H45ZM95 204V203H94ZM20 205V204H19ZM48 205V204H47ZM61 205H64V206H61ZM3 206V205H2ZM5 206V205H4ZM18 206V205H17ZM24 206V205H23ZM28 206V205H27ZM34 206V205H33ZM59 206V207H58ZM69 206H70V204H69ZM113 206V207H112ZM14 207V206H13ZM20 207H21V205H20ZM71 207H73V206H70V208ZM116 207V208H115ZM5 208H7V207H5ZM4 208V209H5ZM23 208V207H22ZM76 208V207H75ZM17 209L18 208H16V211H17ZM20 209V208H19ZM25 209V208H24ZM30 209H33V207L32 208H30ZM66 209H68V208H66ZM77 209V208H76ZM117 209V210H118ZM21 210V209H20ZM33 210H36V209H33ZM32 210V211H33ZM56 210V209H55ZM54 210V212L56 213V211ZM81 210V209H80ZM80 210L78 211V212H80ZM97 210V211H96ZM106 210H107V212H106ZM19 211V210H18ZM30 211V210H29ZM75 211V209L73 210V212ZM77 211V210H76ZM75 211V212H76ZM104 213H103V212ZM112 211V210H111ZM21 212H24V211H20V213ZM59 212V211H58ZM58 212H57V214L56 215H58ZM65 212V211H64ZM69 213L71 212V209L68 211ZM67 212V210H66V213H67V216H70V215H68L69 213ZM110 212V211H109ZM25 213V212H24ZM50 213H51V211H50ZM54 213V214H55ZM62 213H63V211H62ZM61 213V214H62ZM72 213V212H71ZM77 213V212H76ZM76 213H75V215H76ZM97 213V214H96ZM112 213V212H111ZM129 213V212H128ZM133 213V212H132ZM16 214H17V212H16ZM65 214V213H64ZM63 214V215H64ZM80 214V213H79ZM94 214H96V215H94ZM134 214V213H133ZM132 214V215H133ZM18 215V214H17ZM24 215H27V212L24 214ZM23 215V218L25 217ZM59 215H60V213H59ZM81 215V214H80ZM95 217H94V216ZM98 215V216H99ZM20 216V214L18 215V217ZM21 216H22V213H21ZM55 216V215H54ZM65 216H66V214H65ZM64 216V217H65ZM72 216H73V214H72ZM71 216V217H72ZM77 216V218L79 217V219H81L80 218V216H78V215H76ZM100 216H99V218H100ZM131 216V215H130ZM17 216H16V218H18ZM70 217V218H71ZM73 217H75V216H73ZM72 217V218H73ZM82 217V216H81ZM92 217H88V218H92ZM104 217V216H103ZM19 218H21V217H19ZM68 219H70L69 217H67ZM66 218V219H67ZM71 218V219H72ZM76 218V219H77ZM98 218V219H99ZM107 218V217H106ZM22 219V218H21ZM74 219V218H73ZM75 219V220H76ZM78 219V220H79ZM85 218L83 217V219L82 220H84ZM98 219H96V220H98ZM105 219V218H104ZM124 219V218H123ZM82 220H81V222H82ZM100 220V219H99ZM102 220V219H101ZM80 222V223H81ZM141 223V222H140ZM146 223V222H145ZM76 224H78V223H76ZM82 224V223H81ZM80 225V224H79Z\"/></svg>", "mask_w": 264, "mask_h": 264}]
</instances>
